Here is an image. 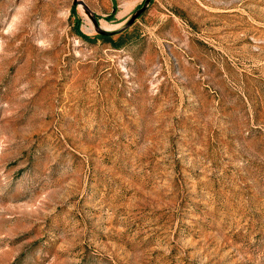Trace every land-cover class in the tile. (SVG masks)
<instances>
[{
	"label": "rangeland",
	"instance_id": "374dc122",
	"mask_svg": "<svg viewBox=\"0 0 264 264\" xmlns=\"http://www.w3.org/2000/svg\"><path fill=\"white\" fill-rule=\"evenodd\" d=\"M74 1L0 0V264H264V0Z\"/></svg>",
	"mask_w": 264,
	"mask_h": 264
},
{
	"label": "water",
	"instance_id": "95a60500",
	"mask_svg": "<svg viewBox=\"0 0 264 264\" xmlns=\"http://www.w3.org/2000/svg\"><path fill=\"white\" fill-rule=\"evenodd\" d=\"M153 0H146L143 7L141 9H139L133 16L132 18L129 20V22L127 23V25L119 30V31H108V30H105L101 27L100 23H99V20L98 18L96 17V15L90 10V8L88 7V5L83 2L82 0H75L74 1V5L75 6H82L86 13L88 14V16L90 17V19L92 20L94 26H95V29H96V32L100 35V36H109V37H112V36H115L117 34H120V33H123L125 32L126 30H128L130 27H132L136 21L147 11V9L149 8V6L151 5Z\"/></svg>",
	"mask_w": 264,
	"mask_h": 264
},
{
	"label": "trees",
	"instance_id": "16d2710c",
	"mask_svg": "<svg viewBox=\"0 0 264 264\" xmlns=\"http://www.w3.org/2000/svg\"><path fill=\"white\" fill-rule=\"evenodd\" d=\"M76 12V7L74 8V13ZM79 26V25H78ZM78 35L84 37L86 40H90V38H88L87 36H84L79 28H78ZM97 38H100V39H104L110 43H112V45L115 47V48H118L121 46V38L118 40V41H115L112 37H109V36H97Z\"/></svg>",
	"mask_w": 264,
	"mask_h": 264
}]
</instances>
